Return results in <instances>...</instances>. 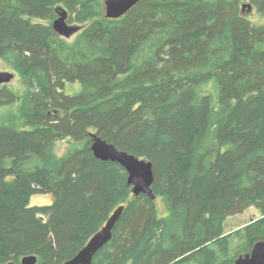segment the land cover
I'll list each match as a JSON object with an SVG mask.
<instances>
[{
	"label": "trees",
	"instance_id": "16d2710c",
	"mask_svg": "<svg viewBox=\"0 0 264 264\" xmlns=\"http://www.w3.org/2000/svg\"><path fill=\"white\" fill-rule=\"evenodd\" d=\"M247 1L264 17V0H142L118 18L103 0H0V60L24 91L0 86V263L62 264L119 205L91 264H231L264 239V23ZM61 6L70 40L32 21ZM93 133L151 161L154 200Z\"/></svg>",
	"mask_w": 264,
	"mask_h": 264
},
{
	"label": "water",
	"instance_id": "95a60500",
	"mask_svg": "<svg viewBox=\"0 0 264 264\" xmlns=\"http://www.w3.org/2000/svg\"><path fill=\"white\" fill-rule=\"evenodd\" d=\"M139 1L142 0H103L104 15L108 18H118L127 13ZM245 7L248 11L253 8L252 4L248 2L242 3L241 8ZM67 16V11L60 8L51 24L52 29L64 38H69L80 29V25L69 23ZM12 78L13 73L0 71V84H5ZM90 149L96 158L103 161L117 162L125 169L127 183L131 185L133 195L143 193L150 199H155L156 196L152 190L154 176L151 161L118 149L114 144L95 133L91 134ZM123 210L124 205L117 206L107 218L105 224L89 238L76 254L62 264H91L94 254L110 241L113 227ZM35 262V255H26L22 257L20 264H34ZM0 264H15V262L10 260ZM231 264H264V239L256 241L250 251L240 254Z\"/></svg>",
	"mask_w": 264,
	"mask_h": 264
},
{
	"label": "rangeland",
	"instance_id": "374dc122",
	"mask_svg": "<svg viewBox=\"0 0 264 264\" xmlns=\"http://www.w3.org/2000/svg\"><path fill=\"white\" fill-rule=\"evenodd\" d=\"M60 8L62 9L63 7L61 6ZM241 10L253 22L264 23V17H261L256 12L254 7L252 8L251 11H248L246 7L241 8ZM67 15H68V12H67ZM56 16H57V12H56ZM67 18H68V16H67ZM32 21L48 24V23H51L53 20L49 21V20H41V19H32ZM67 21H68V19H67ZM69 23H72V22H69ZM73 35H71L69 38H66V39L70 40L73 37ZM0 71H8V72L13 73V78L5 84L9 88H11L18 97H21L24 91H23V88H22L21 83H20V76H19L18 71L13 69L10 66L4 64L1 60H0ZM2 85L3 84H0V86H2ZM71 86L72 85H70V84L66 85L65 91L67 93H72L74 86H72V87ZM1 111H3V110H1ZM16 111H17V109H16ZM68 144H69L68 139L59 140L56 143L55 154L60 156L64 152V150ZM51 200H52V198L49 194H39V193L36 194L35 193L30 198V205H47V204L51 203ZM260 216H261L260 211L251 206V207L245 209L242 213L228 216L224 222V230H225V232L233 231L237 228L245 226L246 224L250 223L251 221L259 218Z\"/></svg>",
	"mask_w": 264,
	"mask_h": 264
}]
</instances>
